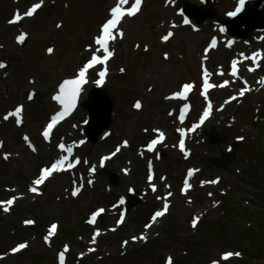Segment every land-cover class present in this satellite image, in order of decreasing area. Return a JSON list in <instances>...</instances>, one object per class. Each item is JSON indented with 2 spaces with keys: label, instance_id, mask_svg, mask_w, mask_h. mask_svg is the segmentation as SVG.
Masks as SVG:
<instances>
[{
  "label": "rangeland",
  "instance_id": "obj_1",
  "mask_svg": "<svg viewBox=\"0 0 264 264\" xmlns=\"http://www.w3.org/2000/svg\"><path fill=\"white\" fill-rule=\"evenodd\" d=\"M186 1L194 9L204 7L203 0H143L135 16L122 19L118 27L124 36L110 42L114 60L106 64L104 83L113 99L112 123L93 144L86 138L89 113L81 102L98 86L104 64L86 73L70 118L48 139L43 132L52 113L62 108L53 99L60 83L76 78L94 53L104 54L95 37L118 0H43L31 17L24 14L41 0H0V61L9 64L0 69V202L16 198L11 206L0 204V264H59L62 251L65 264H168L169 258L172 264H264V57L258 67L244 58L264 53V30L247 39L222 33L217 21L235 11L238 0H217L211 9L218 19L198 23L193 17L186 25L181 13ZM133 4L129 0L124 8ZM17 12L23 19L9 23ZM169 31L174 35L165 42ZM22 34L26 42L20 43ZM233 61H239L238 75L229 72ZM204 69L214 85L206 98L200 91ZM185 83L194 85L188 100L165 99ZM243 88L249 90L241 96ZM137 101L140 109L134 107ZM178 103L189 104L192 123L177 120ZM20 105L19 118L4 119ZM206 110L207 120L191 132ZM184 128L189 136L182 151L178 141ZM159 132L165 138L150 153L148 141L158 139ZM214 133L219 145L208 141ZM235 142L240 148L229 168L216 167ZM60 143L71 146V159L80 163L32 193L29 186L40 167L68 154ZM104 166L117 175V185L100 173ZM189 170L198 171L189 177ZM217 178L218 183H208ZM129 193L141 201L125 212ZM165 203L167 213L153 222ZM96 208L104 214L90 228L86 218ZM195 217L200 219L193 227ZM52 224L56 232L45 240ZM20 243L27 247L12 252ZM229 252L240 255L225 259Z\"/></svg>",
  "mask_w": 264,
  "mask_h": 264
},
{
  "label": "snow or ice",
  "instance_id": "obj_2",
  "mask_svg": "<svg viewBox=\"0 0 264 264\" xmlns=\"http://www.w3.org/2000/svg\"><path fill=\"white\" fill-rule=\"evenodd\" d=\"M129 0H118V2L116 3L115 7H112L110 9V13H111V18L107 19L106 22H104L101 26V34L98 35L97 37H95V43L97 45H99V47L101 49H103V56L100 55H96L95 53L92 55L91 59L85 63V65L79 70L78 72V76L76 78L73 79H65L63 80L60 85H59V90L58 93L56 95L53 96V99L55 101H57L60 105H62V110L59 111L58 113H56L55 115H53L51 117V122L47 124L46 129L43 132V136L44 138L48 139L50 137V133L52 132L53 128L55 125H57V123L62 120L65 116H67L77 105V98L82 90V85H84L85 83H87V80L85 78L86 73L88 72V70L90 68H92L94 65L97 64H104L105 67L103 68L102 71L99 72V79H97L95 81V83L97 85H102L105 82V77L107 74V61L109 60L110 57H112L114 55L113 51L109 50V41H114L116 39L117 36L119 37H123L124 36V32L118 27L120 25L121 20L124 18L125 15L128 16H135L141 8L142 2L143 0H134V4L130 7L125 9L124 5L128 4ZM43 3V0H41L40 3H36L34 4L24 15H26L27 17H31L33 16L34 13H36L37 9H39L41 7V4ZM245 5V0H238V6L236 7L235 11L233 12H229L228 15L230 16H236L238 13H240L242 11V9L244 8ZM23 19V17L17 12L14 16L13 20H10L9 23H17L19 21H21ZM184 24H190L191 21L187 18H185L183 20ZM61 25H57V27H60ZM224 29H221V31H223ZM115 33V34H114ZM174 35L173 32L169 31L167 33V35L163 36L162 39L163 41H168L172 36ZM25 40V35L22 34L18 37V41L20 43H23ZM212 48H215L217 46V41L215 38L212 39L211 41V45ZM229 46H231V41L229 42ZM137 47H139L137 45ZM147 50V48H146ZM49 53L53 52V49L50 47L47 50ZM207 51V49H206ZM243 55V54H242ZM258 57H264V53H253L251 57H244L245 59H250L252 61L256 62V66H259V62H258ZM165 58H167V54H165ZM206 59V57H205ZM239 61H233L232 62V74L236 75L237 73V63ZM6 67V64L0 62V69H3ZM250 71H254L255 69L250 68ZM121 71H124V69H121ZM222 74V73H221ZM210 76V73H208L207 69H204L203 72V93L205 96L207 95L208 89L214 87V85L210 84L208 82V78ZM228 83V81H224V84L226 85ZM261 83H264V79L261 80ZM223 86V85H221ZM194 87V85L192 83H185L182 85V91H178L172 94V96L170 97H165V99H172V98H181V99H187V94L189 93V91ZM249 89L247 88H243L240 90L239 95L243 96L245 94V92H247ZM35 95V92H32L29 94L28 99L31 100ZM232 99H236L235 96L232 97ZM134 107L136 109H140L142 107L141 102L137 101L134 104ZM208 108H211V104L208 105ZM188 109V105L184 106V110L187 111ZM23 111V105L17 106L15 108L14 111H10L7 113V115L4 116V119L7 120L9 117H17L19 118L21 116V113ZM209 116V111H205L203 113V117L201 118L199 124H196L193 126V128L191 129L192 131L195 130V128L200 127V125H202L204 123V121L208 118ZM181 121H183L184 116L181 115L180 116ZM17 123H21L20 119H17ZM145 131H147V129H145ZM154 132L158 131V130H153ZM180 131H183L182 129ZM164 133L163 132H159V138L158 139H153L151 140L150 143H148L147 148L149 151L153 150L154 146L163 141L164 140ZM28 138L25 137V140H27ZM239 139H243V137H240ZM81 143H83V141H81ZM127 141H124V146L127 145ZM0 147H2V142H0ZM179 147L180 149L183 151L185 144H184V140L182 139L179 143ZM58 148L61 150L66 151L67 153H72L73 149L71 146L66 147L64 143H60L58 145ZM120 148L118 147L116 149V152H119ZM116 152H113L111 155L115 156ZM187 154V153H186ZM10 154H4V159H8ZM110 157L106 156L103 159L104 160H108ZM67 162V168L71 169L73 167H75L77 164L80 163L79 159H77L75 161V163L69 162V155H62L60 156L54 163L51 164L50 167H45L41 170V174L40 176L33 181V185H41L44 183V181L50 177L54 172H58V171H62L64 170L63 166L65 165V163ZM103 163V161H102ZM91 172H95L96 168L95 166H93L90 169ZM194 171H198V170H189L188 171V176L191 177L193 175ZM152 177L149 176V180H151ZM219 182V178H217L216 180H212L209 181L208 183H212V184H216ZM89 183H92L91 180H89ZM81 186L79 187H75L74 191L72 192L73 196H76L79 194V192L81 191ZM191 185L187 182V180L185 181V190H187L188 188H190ZM153 191H156L155 185L152 186ZM31 192L36 193L38 191L36 186L31 187L30 189ZM209 195L211 196L212 194L209 193ZM15 197L8 199L7 201H2L0 202V204H6L7 206H11L14 201H15ZM124 200L121 199L120 200V204H123ZM5 211L8 210L7 207H5L4 209ZM168 211V204L165 203L163 206V210L162 211H157L155 212V214L152 217L153 222L158 218L163 216L166 212ZM104 212V209H99L98 212L94 213L91 217V220L89 221L90 223H95L96 218L98 215H100L101 213ZM200 217H195L192 221V226L196 227L197 223L199 221ZM119 222H123V216L121 217V221ZM26 224H33V221L28 220L25 221ZM151 225H146V227H150ZM57 229V225L56 224H52L51 228L48 232V234L45 236V240H49L50 237L52 235L55 234ZM97 235H99V233L97 232ZM133 239H137V237H133ZM140 239H146V237H140ZM93 242H95V237L93 238ZM27 245L25 243H20L17 247H14L12 249V252H19L21 249L26 248ZM67 249H65L66 251ZM94 249H90V251H93ZM232 255H236L239 256L240 253H226L225 254V259H227L228 257L232 256ZM65 258V252L62 251L59 254V259L61 261V264H63ZM168 264H172L171 262V258H169L168 260ZM213 264H216V262H213Z\"/></svg>",
  "mask_w": 264,
  "mask_h": 264
},
{
  "label": "water",
  "instance_id": "obj_3",
  "mask_svg": "<svg viewBox=\"0 0 264 264\" xmlns=\"http://www.w3.org/2000/svg\"><path fill=\"white\" fill-rule=\"evenodd\" d=\"M206 5L204 8H193L189 3H186L184 10L185 13L193 16L199 22L207 18H215L217 14L211 9V5L216 0H205ZM223 28L233 35L238 37H248L252 31L264 28V0H255L253 4H247L242 11L236 16H229L220 19ZM82 107L88 110L90 119L87 126V133L92 143L98 142L101 132L111 126L113 100L108 94L107 89H93L90 91L86 101L82 103ZM212 144H219V138L215 135L209 137ZM239 143L234 145L233 152L227 156L224 166L227 168L229 161L235 158ZM221 161V159H220ZM217 166H222L218 162ZM104 173L108 175L109 180L114 185L118 184V178L115 173L108 169H104ZM139 202L138 199L131 197L129 202V209Z\"/></svg>",
  "mask_w": 264,
  "mask_h": 264
},
{
  "label": "trees",
  "instance_id": "obj_4",
  "mask_svg": "<svg viewBox=\"0 0 264 264\" xmlns=\"http://www.w3.org/2000/svg\"><path fill=\"white\" fill-rule=\"evenodd\" d=\"M120 234H116V236H114V237H116V243H118V239H121V236H119ZM112 240V239H111Z\"/></svg>",
  "mask_w": 264,
  "mask_h": 264
},
{
  "label": "bare ground",
  "instance_id": "obj_5",
  "mask_svg": "<svg viewBox=\"0 0 264 264\" xmlns=\"http://www.w3.org/2000/svg\"><path fill=\"white\" fill-rule=\"evenodd\" d=\"M110 45V44H109ZM114 60V57L112 56V58L109 60V62H111V61H113ZM105 86V85H104ZM104 86H103V88H104ZM190 95V94H189ZM187 117H188V115H187ZM57 128V127H56ZM55 128V129H56Z\"/></svg>",
  "mask_w": 264,
  "mask_h": 264
}]
</instances>
